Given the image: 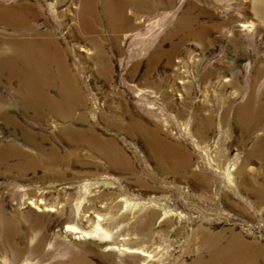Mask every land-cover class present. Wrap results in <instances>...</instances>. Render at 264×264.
Segmentation results:
<instances>
[{
  "label": "rangeland",
  "instance_id": "rangeland-1",
  "mask_svg": "<svg viewBox=\"0 0 264 264\" xmlns=\"http://www.w3.org/2000/svg\"><path fill=\"white\" fill-rule=\"evenodd\" d=\"M92 2L84 25L80 0H0L27 22L0 25V47L47 38L38 89L74 105L33 123L0 77V264H205L233 236L264 264V117L237 118L264 94V0H129L116 29Z\"/></svg>",
  "mask_w": 264,
  "mask_h": 264
},
{
  "label": "bare ground",
  "instance_id": "bare-ground-1",
  "mask_svg": "<svg viewBox=\"0 0 264 264\" xmlns=\"http://www.w3.org/2000/svg\"><path fill=\"white\" fill-rule=\"evenodd\" d=\"M80 1V17L82 23L86 25L87 14H91L94 11V5L92 0ZM128 1L129 0L116 2L115 0H100L101 9L108 18L109 26L113 28L115 27V29L122 27L117 24L119 22H122L123 18L119 22H115V19L111 17L113 16V14L119 15V12H121V10L128 3ZM18 11L19 10H15L10 5L0 4V25H5L7 24V22H9V24L15 27L26 28L27 22H25V13H23L22 11ZM241 26L245 28L248 25L242 23ZM35 33L37 37L33 40V42L15 39L13 41H9L8 44L5 43L6 46L0 47V77L5 76V78L17 79L19 81V88L17 91L19 104L21 105L22 111L25 114L30 112L32 113V118L36 121L33 123H39V121L44 116H55L67 122L72 117L74 105L69 101V93L66 91V89L63 88V90L59 92V99H51L47 94L41 92L36 84L40 73L43 72H40V68L45 66L46 69L49 65V61L46 60V58H42L44 54L48 53L46 48L49 45V42L46 41L47 38L41 37L40 34L37 32ZM51 43L53 42L51 41ZM1 44L2 43H0V45ZM62 69L61 70L64 73V68L62 67ZM46 75L49 76L50 73L47 72ZM263 98V93H261V97L259 100L253 95H251L245 102V104L241 106L242 108H244L243 111L245 112V114H237V118L240 121L246 120L247 122H249L248 127H258V124L264 117ZM81 104L83 105V101H81ZM3 116L5 117V120L11 119L10 115H7V113L1 114V117ZM16 124L17 126H20L21 132L25 138H33V132L27 126V124H22L18 121H16ZM71 131L74 132L72 125L70 123H64L59 134L65 135ZM89 134L90 135L88 136V138L96 140L97 142L98 138L91 129H89ZM35 147L37 148V152L41 154V147ZM99 151L104 154L100 149ZM250 152L253 154H264V136L259 137L256 140ZM23 155L25 156V158H28L27 154ZM53 160L54 159L49 158L48 162H52ZM28 203L32 204L33 202L30 201ZM38 204H42V202L40 201ZM46 209L52 210L53 208L48 207ZM72 227L74 226L67 225V228L65 229L66 232H71ZM1 228L3 230L1 242L3 244H7L10 242L11 236L6 229H4L3 227ZM76 232L77 237L75 238L79 239L88 238L87 235L91 233L87 231ZM93 233L105 235L102 228L97 227L94 228ZM40 245L41 241H38L37 247ZM122 248L127 253H134L139 255V257L143 258V260L149 257H153V255L150 254L151 251L139 247H129L123 245ZM207 250L209 252V259L206 261L205 264H257V255L258 253H260L259 248L257 246L242 241V239H240L238 236L231 237V239L225 245H220L219 241L213 238L207 246ZM243 252L246 253L244 254ZM16 256L17 252L15 251L11 261H9L8 264H15Z\"/></svg>",
  "mask_w": 264,
  "mask_h": 264
}]
</instances>
